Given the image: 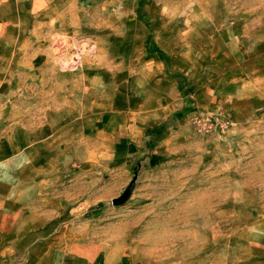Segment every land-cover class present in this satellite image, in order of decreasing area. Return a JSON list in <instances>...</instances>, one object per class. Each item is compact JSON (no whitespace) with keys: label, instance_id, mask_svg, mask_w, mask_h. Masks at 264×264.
Segmentation results:
<instances>
[{"label":"rangeland","instance_id":"rangeland-1","mask_svg":"<svg viewBox=\"0 0 264 264\" xmlns=\"http://www.w3.org/2000/svg\"><path fill=\"white\" fill-rule=\"evenodd\" d=\"M0 264H264V0H0Z\"/></svg>","mask_w":264,"mask_h":264},{"label":"water","instance_id":"water-1","mask_svg":"<svg viewBox=\"0 0 264 264\" xmlns=\"http://www.w3.org/2000/svg\"><path fill=\"white\" fill-rule=\"evenodd\" d=\"M137 172L134 173L128 184L125 186L121 194H119L117 197H114L111 199V202L113 205H120L122 204L126 198L130 195L131 189L134 185V182L136 181Z\"/></svg>","mask_w":264,"mask_h":264},{"label":"bare ground","instance_id":"bare-ground-1","mask_svg":"<svg viewBox=\"0 0 264 264\" xmlns=\"http://www.w3.org/2000/svg\"><path fill=\"white\" fill-rule=\"evenodd\" d=\"M93 46H94V45H93ZM60 48H61V47H60ZM89 50H90V49H89ZM94 52H96V51H94ZM94 52H93V53H94ZM78 58H79V57H78ZM66 65H67V64H66ZM66 65H65V66H66Z\"/></svg>","mask_w":264,"mask_h":264}]
</instances>
